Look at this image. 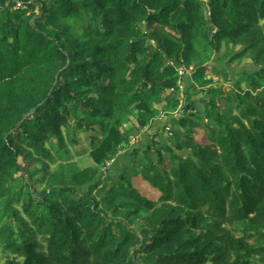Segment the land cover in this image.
Returning a JSON list of instances; mask_svg holds the SVG:
<instances>
[{
  "label": "trees",
  "instance_id": "obj_1",
  "mask_svg": "<svg viewBox=\"0 0 264 264\" xmlns=\"http://www.w3.org/2000/svg\"><path fill=\"white\" fill-rule=\"evenodd\" d=\"M225 47L257 70L209 64ZM195 64L237 103L212 86L204 118L187 96L182 138L104 189L123 123L175 110ZM0 264H264V0H0Z\"/></svg>",
  "mask_w": 264,
  "mask_h": 264
},
{
  "label": "rangeland",
  "instance_id": "obj_2",
  "mask_svg": "<svg viewBox=\"0 0 264 264\" xmlns=\"http://www.w3.org/2000/svg\"><path fill=\"white\" fill-rule=\"evenodd\" d=\"M241 46H235L234 49L238 50ZM226 51V47L222 49V51L215 53L209 52L206 53L210 55L209 64H214L216 66H223L227 69L229 73L230 79H237V75L239 73L247 72L248 74H252L255 70H257V66L252 62L250 56L247 59L238 65L228 66L225 61H219L217 58L221 56ZM220 62V63H219ZM199 65L195 64L190 67H184L178 65V70L180 74V80L176 85L170 84L168 86L169 90L176 91V101L178 102L177 108L173 111H169V114L166 112L159 113L148 126H146L142 131L137 132L131 128L130 122L126 121L123 123L124 131H131V136L129 139V143L125 145L120 154L109 163L108 166L103 167L101 169V173H99L96 181L100 183L101 186L108 188L111 183L116 182L121 175L133 180L134 184H137L138 178L137 175L142 176L141 169L143 165L150 163L151 157L153 160H157V151L154 148V144H159L160 142H164L166 145H173L171 138L178 136L182 138V133L186 130L181 126L180 119L181 117L190 111V108L186 111V97L190 96L192 99L196 101V107L199 108L201 112V117H204L207 110L209 109V103L212 98V94L209 89L212 86L222 85L225 87V90L232 94L233 104L237 103V96L234 94V90L230 86V81L224 80L221 77L220 73L212 72L211 69H207L208 78L211 80H207L206 72H203ZM213 78V79H212ZM171 90V91H172ZM248 97H250L248 95ZM217 100H219L218 104L221 105L222 108L226 107L230 103V99L225 94L217 95ZM195 111V110H191ZM205 118V117H204ZM204 118H202L204 120ZM190 123L188 127L197 126L198 119L190 117ZM196 131H202L198 128ZM176 133V135H175ZM83 136V135H80ZM202 141L203 139L199 137ZM82 149H88V142L82 141ZM135 154H134V153ZM185 154L189 155L190 151H183ZM191 155V154H190ZM82 156L78 157V161L80 164H92L91 159H80ZM168 157L169 154L166 152L164 154V164L161 166L168 165ZM82 190L85 191L86 187H82ZM105 191L101 193L104 195ZM156 194V193H154Z\"/></svg>",
  "mask_w": 264,
  "mask_h": 264
},
{
  "label": "built area",
  "instance_id": "obj_3",
  "mask_svg": "<svg viewBox=\"0 0 264 264\" xmlns=\"http://www.w3.org/2000/svg\"><path fill=\"white\" fill-rule=\"evenodd\" d=\"M39 0H4V7H10L18 10H26Z\"/></svg>",
  "mask_w": 264,
  "mask_h": 264
}]
</instances>
